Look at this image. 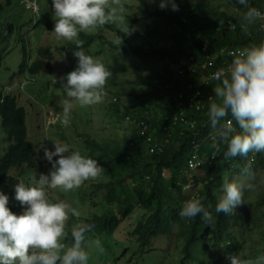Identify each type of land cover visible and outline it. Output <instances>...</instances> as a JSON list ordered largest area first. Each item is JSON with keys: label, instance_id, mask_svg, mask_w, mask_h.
Here are the masks:
<instances>
[{"label": "trees", "instance_id": "16d2710c", "mask_svg": "<svg viewBox=\"0 0 264 264\" xmlns=\"http://www.w3.org/2000/svg\"><path fill=\"white\" fill-rule=\"evenodd\" d=\"M137 1L139 16L135 19L127 17V20L132 24L144 23L147 28L145 38L134 43L130 37L119 34L123 43L118 49L101 32L97 36L80 32L77 39L65 44L68 56L82 50L93 58H104L106 68L112 73L104 94L111 86H117L113 78L115 69L149 70V75L134 84L146 90L136 97L137 109L122 114L117 105L110 104L106 114L117 123L124 124L126 116L132 122L145 123L155 144H163L160 153H153L139 137V128L133 124L128 125L132 135L125 144L114 140L98 143L90 134H77L83 141L80 153L87 151V157L96 159L104 169L98 178L83 184L88 186L82 199H90L95 212L99 206L103 209L102 214L83 221L94 225L86 236L113 237L117 233L116 236L121 237L116 245H126L122 258L129 256V264H230L227 257L241 255L252 232L262 230L260 224L250 218L246 205L251 190L244 192V203L234 214L215 213L221 185L226 174L229 178H236L240 168L249 161L255 175L263 170L264 153L224 159L226 144L218 139V129H213L208 122V108L211 103L218 102L212 90L218 82L209 76L227 67L233 59L230 53H238L264 39V29L257 24L242 31L240 22L231 20L226 13L216 12L206 2L176 0L179 11H172L169 6L167 12L160 8L151 9L148 0ZM19 2L17 0L16 5L13 2V8L12 0L0 4V28L12 30L30 26L22 25L19 16L13 17L11 13L19 7ZM232 2L238 13L246 11L238 0ZM249 6L264 11V0H249ZM15 18L17 21L13 20ZM95 30L111 32L113 27L104 25ZM3 34L2 30L0 36ZM7 38L10 39V34ZM77 40L82 42L79 48ZM3 52L0 50V70ZM21 55L17 75L31 80L48 69L53 59L49 48L37 50L38 59L34 62L26 50ZM160 65L162 68L158 69ZM189 66L194 68V73L188 72ZM172 67L176 72L170 71ZM179 69L186 75L179 77ZM206 77L207 81L198 86ZM193 97L195 102L191 104ZM26 117L25 108L18 105L15 97H0V129L8 141L0 156V189L12 169H34L36 166V150L27 141ZM181 117L192 126L174 123L175 118ZM226 119H232L230 113ZM143 146L151 154L146 152L143 155L137 150ZM193 156L200 165L191 170L188 162ZM187 186L188 191H185ZM190 198L200 199L206 207L210 205L213 220L205 222L200 216L182 219L179 210ZM258 206H264V198ZM9 208L13 213H22L17 206ZM261 240L263 246L254 258L264 255V233ZM66 241L71 244L70 234ZM159 241L169 245L161 248L157 244Z\"/></svg>", "mask_w": 264, "mask_h": 264}, {"label": "clouds", "instance_id": "9594fccd", "mask_svg": "<svg viewBox=\"0 0 264 264\" xmlns=\"http://www.w3.org/2000/svg\"><path fill=\"white\" fill-rule=\"evenodd\" d=\"M238 3L246 9L239 18L242 31H248L257 24L264 28V11L249 6V0H238ZM51 6L55 24L48 20L43 32H54L56 38L65 39H60L65 44L77 39L80 32L93 36L100 32L102 34L104 30L95 29L104 25H116L118 32L125 36L132 35L134 31L129 21H125L123 7L117 9L109 0H51ZM169 6L172 11H179L176 0H160V9ZM19 8L31 12L33 19L27 24L34 27L40 23L42 16L37 0H20ZM38 28H42V25ZM112 43L119 49L123 40L117 34ZM81 44L77 40L78 48ZM39 49L44 48L37 50ZM230 55L233 59L227 67L218 69L211 77L218 82L212 89L218 102L211 103L207 112L211 127L218 129V139L226 144L223 152L226 161L235 157L246 158L249 153H264V39ZM52 56L54 59L53 53ZM71 59L73 61L67 66L68 73L61 84L66 96L79 102L81 106L102 103L105 85L112 76L106 68L104 58H93L84 51L77 50L70 56ZM206 79L207 77L205 81ZM200 85L202 84L198 86ZM71 110L72 104L66 102L63 119L60 121L65 126L71 122ZM229 113L232 119H226ZM181 119L183 117L175 118L174 123H180ZM222 120L225 122L221 123ZM48 123L54 124L56 120H49ZM124 123L133 124L129 116L124 118ZM149 131L148 127V135ZM139 137L142 138L140 134ZM143 139L155 153V142L148 143ZM52 142L54 150H43V158L51 164L50 171L40 174L34 186H26L22 182L14 185V199L23 209L21 214L17 215L10 210L9 196L0 191V264H88L90 257L85 250L86 233L91 232L94 225H75L70 233L71 244L63 243L68 236L65 229L69 215L76 216L79 213L63 201L54 202L50 199L48 190L61 189L69 192L78 189L86 181L98 178L104 169L96 159L82 155L80 149L71 150L67 144ZM158 145L162 148L163 144ZM35 168L39 169L37 163ZM253 179L255 173L250 161L240 168L236 178H229L226 174L215 213L234 214L236 208L244 203V192L253 189ZM186 188L185 191H188ZM209 207L211 206L206 207L198 198H190L182 204L178 214L182 219L200 216L205 222H210L213 216ZM95 246L99 252L104 251L99 239L95 241ZM227 259L230 264H264V255L248 259L235 254L229 255Z\"/></svg>", "mask_w": 264, "mask_h": 264}, {"label": "rangeland", "instance_id": "374dc122", "mask_svg": "<svg viewBox=\"0 0 264 264\" xmlns=\"http://www.w3.org/2000/svg\"><path fill=\"white\" fill-rule=\"evenodd\" d=\"M151 9L160 8V0H148ZM199 2H206L210 8H213L216 12H223L228 15L231 20H237L241 13H238L233 5V0H196ZM6 0H0V4H4ZM16 5L17 0H12V8L14 3ZM113 7L119 9L121 6L124 9L125 21L127 17L133 19L137 18L140 4L137 0H109ZM37 5L40 10V24L42 28H32L27 26L25 28H0V33L4 32L3 36H0V50L3 52V67L0 70V97H6L11 95L16 98L18 105L25 108L26 128H27V141L36 150L37 157L36 163L38 168L27 169L25 167H17L10 171L9 179L1 187L0 191H3L9 196L10 206H17V209L22 212L23 209L18 201L14 199V185L18 182L24 183L26 186H34L36 180L39 179L40 174H47L51 169V164L43 158L44 148L54 150L52 141L61 144H67L70 149H80L83 141L77 136L79 135H91V138L98 143L114 140L120 144L128 143L132 135L131 129L127 124L122 122L117 123L114 121L111 115L106 114V109L110 104H115L119 107L122 114L126 112H134L137 107L136 97L146 93L145 88H137L134 84L141 82L145 76L149 75L148 69H135L130 67L129 69H115L113 74L114 82L117 86H111L107 93L104 94V100L102 103L93 106H81L79 102L70 100L66 96L61 87L62 79L68 73V65L71 64L70 56L65 51V43L62 42L65 39L56 38L55 33L47 30V22L50 20L51 24H55L54 12L51 6V0H37ZM17 7V6H16ZM169 8V7H168ZM168 8L163 10L169 11ZM13 17L20 18L22 25L29 23L33 18L31 12L24 11L17 7L11 11ZM17 14V15H16ZM17 21V19H13ZM113 27L111 32L102 31V35L107 40L113 41L117 34L124 35L118 32L117 26L110 24ZM130 27L134 28L130 41L138 42L139 39L145 38L144 33L147 30L146 25L142 22L132 24L129 22ZM26 26V25H25ZM264 29V28H263ZM10 34V39L7 36ZM60 39L62 41H60ZM168 46V44H166ZM38 48H50L54 55L51 68L45 70L34 80L27 77L17 75V67L21 59V52L27 51L31 62L37 59ZM100 62L101 58H99ZM105 61V60H104ZM134 61V60H133ZM135 62V61H134ZM103 63V62H102ZM106 64V61H105ZM151 65V64H150ZM162 65L158 66L161 69ZM171 72H176L175 67L170 69ZM204 78V77H203ZM205 79L200 82L203 84ZM199 82V83H200ZM116 103H114V100ZM72 104L71 110V122L65 126L60 121L63 119V108L65 103ZM56 120V123L49 124V120ZM184 127V126H183ZM187 128V127H185ZM64 135V137H63ZM79 141V142H78ZM133 142L131 141L130 144ZM8 145L7 136L3 130L0 129V156L3 155ZM72 150V149H71ZM137 150L145 155L146 152H151L145 146L137 148ZM86 151V150H85ZM87 151L82 153L84 156H88ZM57 159V157H54ZM254 187L248 195L246 205L250 212V218L257 221L256 224H260V232L254 230L252 232L251 239L247 240L245 250L240 255L248 259H254V255H257L261 250L263 240H261V234L264 233V206H258V203L264 198V169L257 172L254 179ZM88 185H82L78 189H74L69 192H64L61 189H50L48 195L54 202L63 201L71 208L75 209L79 215H69V219L66 222V232L68 235L71 233V229L84 220L89 219L95 214H102L103 209L99 206L98 210L90 206V199L83 200V192ZM78 197H77V196ZM15 214L19 215L17 211ZM117 234V233H116ZM116 234L113 237H103L96 235L86 236L87 247L85 250L89 253L88 264H129L131 258L123 257L124 246L121 243L116 245L120 239V235ZM99 239L102 243L104 251L101 253L95 246V241ZM66 245L69 243L66 238L62 241ZM161 248H167L166 244L162 241L157 242Z\"/></svg>", "mask_w": 264, "mask_h": 264}, {"label": "built area", "instance_id": "2783aa9c", "mask_svg": "<svg viewBox=\"0 0 264 264\" xmlns=\"http://www.w3.org/2000/svg\"><path fill=\"white\" fill-rule=\"evenodd\" d=\"M188 72L190 73H194V68L192 66H189L188 67ZM184 74L186 75V72L179 69L177 71V75L179 77H183ZM212 76H209V78L211 79ZM207 81V79H206ZM201 86V85H200ZM198 95V93H196L195 97ZM195 102V98L193 97L191 100H190V103L193 104ZM128 121V120H127ZM178 120L176 119L175 122H177ZM180 123L182 124H185V125H189V126H192V124L188 123L184 118L180 120ZM133 124L139 128V134L142 138H145L147 140L148 143H152L153 140L152 138L148 135V127L145 123L143 122H133ZM154 146V150L156 152H160L161 151V145H153ZM200 165V162L199 160L197 159V157L193 156L192 159L188 162V168L191 169V170H194L195 168H197L198 166ZM188 189V186L187 188Z\"/></svg>", "mask_w": 264, "mask_h": 264}]
</instances>
